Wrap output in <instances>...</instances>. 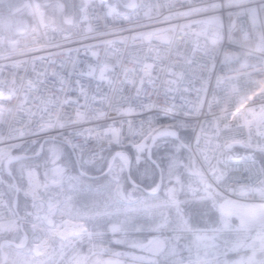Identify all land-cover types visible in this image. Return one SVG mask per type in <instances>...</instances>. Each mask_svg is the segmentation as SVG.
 <instances>
[{"label": "snow or ice", "instance_id": "1", "mask_svg": "<svg viewBox=\"0 0 264 264\" xmlns=\"http://www.w3.org/2000/svg\"><path fill=\"white\" fill-rule=\"evenodd\" d=\"M0 264H264V0H0Z\"/></svg>", "mask_w": 264, "mask_h": 264}]
</instances>
